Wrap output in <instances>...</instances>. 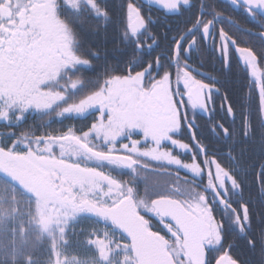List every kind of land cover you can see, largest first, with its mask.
<instances>
[{"label":"snow or ice","instance_id":"6c2138e0","mask_svg":"<svg viewBox=\"0 0 264 264\" xmlns=\"http://www.w3.org/2000/svg\"><path fill=\"white\" fill-rule=\"evenodd\" d=\"M38 2L0 0V179L34 168L42 216L104 225L100 264H264V0H60L50 47Z\"/></svg>","mask_w":264,"mask_h":264},{"label":"rangeland","instance_id":"374dc122","mask_svg":"<svg viewBox=\"0 0 264 264\" xmlns=\"http://www.w3.org/2000/svg\"><path fill=\"white\" fill-rule=\"evenodd\" d=\"M47 4L45 21H41V31L44 36V46H53L60 42V27L53 8L57 0H43ZM15 168V165H13ZM19 188L0 179V253L10 258L28 257L39 250L43 239L48 240L52 248L55 244L60 258L68 257V264H89L90 254L97 253L86 249V257L79 258L70 255L71 250L63 249L60 228H66L67 237L70 232V220L67 225L57 224L55 218L47 220L42 216L41 209L46 197L43 192L45 183L40 174L31 167L16 170ZM46 184V183H45ZM26 191L29 195L24 193ZM47 224V227H45ZM86 239L84 238V241ZM83 241V243H84ZM70 259V260H69Z\"/></svg>","mask_w":264,"mask_h":264},{"label":"trees","instance_id":"16d2710c","mask_svg":"<svg viewBox=\"0 0 264 264\" xmlns=\"http://www.w3.org/2000/svg\"><path fill=\"white\" fill-rule=\"evenodd\" d=\"M60 1V0H57ZM60 4L56 2L54 4L55 8H53V12H55L58 16L59 19H62L64 16V12L62 7H58ZM23 11V9L21 10ZM47 11V4L43 0H39L38 3L33 4V17L35 21L38 23L39 28L41 30V21H45V13ZM49 12L47 11V15ZM57 18V17H56ZM43 33V31H41ZM89 39L95 41L96 43H102L103 42V36L100 37H89ZM46 47H50L49 45ZM110 47V45H109ZM47 123L46 118H41L39 116H29L28 120L25 122V124L22 127H28V126H33V127H38V126H43ZM75 124V120L73 119H63L61 121L60 118H57L56 122L51 125L52 128H61V127H66ZM5 129L3 126H0V140L4 139L3 132ZM10 142V141H9ZM26 195H29L26 191H24ZM43 203V201H41ZM96 225L92 223L89 220H84L80 218L77 221H73L72 219L70 220V229L73 232L72 234L69 235V239H71L72 243H81L82 242V236L84 233L81 231V229H89L90 227ZM85 232V231H84ZM242 247V252H240L246 259H248L250 262L252 261L255 262L256 260L259 259V253H253L248 252L246 249ZM52 251H51V246L49 244L48 240L43 239L39 245V250L36 252H33L30 256L24 258H10L7 256H3L0 253V264H27L28 260L30 259L32 264H50L52 260Z\"/></svg>","mask_w":264,"mask_h":264},{"label":"flooded vegetation","instance_id":"af4514ba","mask_svg":"<svg viewBox=\"0 0 264 264\" xmlns=\"http://www.w3.org/2000/svg\"><path fill=\"white\" fill-rule=\"evenodd\" d=\"M57 2H58V4H60V1H57ZM58 7H60V6H58ZM241 23L242 24H245L246 26H250L243 19H241ZM193 57L195 59V53L193 54ZM213 69H215L216 71H219V65L218 64H213V63L210 62V60H207L206 59L205 62H204V68H203V70L204 71H212ZM90 118L91 117H89V119ZM69 119H71V118H69ZM83 122L84 121L81 120V119H76L75 120V125L79 126ZM181 175H183V172H181ZM43 184H44V186H43V191L44 192L43 193L49 195L50 194V188H49V186L47 184H45V183H43ZM48 195H45V197H47ZM81 218L83 219V221L86 220V219L89 220V221H91L92 223H94L96 225V228H103L104 227V225H102V224H96L95 221L90 220L87 217H81ZM84 231H83L84 235L82 236L83 239H82V242L81 243H78V244L72 243L71 239L68 238L69 243L67 245H63V249L64 250H71L70 251L71 252L70 255H74L75 257H79V258H82L83 255H84V257L87 256L85 252H86V249H88V248L85 247V244L83 243V241H84V238L87 239V231H88V229H84ZM72 233L73 232L70 229V232H69L68 236L70 234H72ZM242 250H243L242 247L238 248V251L239 252H242ZM88 256H89V261H90L89 264H100V262H99V260L97 258V255L90 254ZM60 259L62 261L64 260V258H60ZM52 261H53V257H52L51 262ZM51 262H50V264H51ZM67 262L68 261H66V264H68ZM250 264H253L252 261L250 262Z\"/></svg>","mask_w":264,"mask_h":264}]
</instances>
